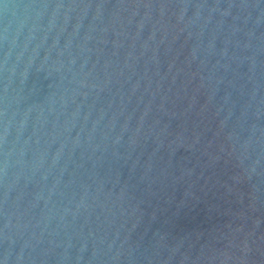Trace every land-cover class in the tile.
<instances>
[{
	"label": "water",
	"instance_id": "95a60500",
	"mask_svg": "<svg viewBox=\"0 0 264 264\" xmlns=\"http://www.w3.org/2000/svg\"><path fill=\"white\" fill-rule=\"evenodd\" d=\"M0 264H264V0H0Z\"/></svg>",
	"mask_w": 264,
	"mask_h": 264
}]
</instances>
